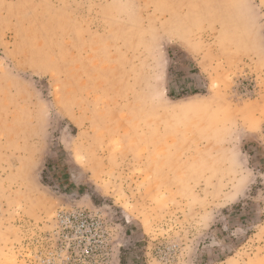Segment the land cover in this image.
<instances>
[{"label":"rangeland","instance_id":"374dc122","mask_svg":"<svg viewBox=\"0 0 264 264\" xmlns=\"http://www.w3.org/2000/svg\"><path fill=\"white\" fill-rule=\"evenodd\" d=\"M121 261L264 264V0H0V264Z\"/></svg>","mask_w":264,"mask_h":264},{"label":"trees","instance_id":"16d2710c","mask_svg":"<svg viewBox=\"0 0 264 264\" xmlns=\"http://www.w3.org/2000/svg\"><path fill=\"white\" fill-rule=\"evenodd\" d=\"M167 53H168L169 59L173 60V56H172L170 50H168ZM179 55L184 59L185 62H187V65L192 67L191 68V75H192L191 78L194 79V80H198L199 81L201 76H200L198 70L194 66H192L191 63H189L188 58H187V56L185 54L180 52ZM168 71H170V67L168 68ZM166 93H167V96L170 97L171 99H174V98L180 99V98H182V97L187 95V92H185V91L174 92L173 90L172 91L171 90H167ZM199 93H203V91L201 89H199V88H196L195 90H193L190 93H188V95H195V94H199ZM120 264H123L122 261L120 262Z\"/></svg>","mask_w":264,"mask_h":264},{"label":"built area","instance_id":"2783aa9c","mask_svg":"<svg viewBox=\"0 0 264 264\" xmlns=\"http://www.w3.org/2000/svg\"><path fill=\"white\" fill-rule=\"evenodd\" d=\"M66 218H67V216H64L63 214H58V220H59V223L61 225L65 224ZM65 238H67V237L65 236ZM53 258H54L53 252L52 251H48V256H46L44 258L43 262H47V263L53 262Z\"/></svg>","mask_w":264,"mask_h":264}]
</instances>
